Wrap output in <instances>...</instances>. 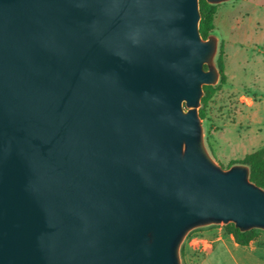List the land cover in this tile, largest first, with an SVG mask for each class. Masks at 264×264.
I'll use <instances>...</instances> for the list:
<instances>
[{
  "label": "water",
  "instance_id": "95a60500",
  "mask_svg": "<svg viewBox=\"0 0 264 264\" xmlns=\"http://www.w3.org/2000/svg\"><path fill=\"white\" fill-rule=\"evenodd\" d=\"M201 18L200 0H0V264H183L195 230L264 231L250 167L205 142L220 41Z\"/></svg>",
  "mask_w": 264,
  "mask_h": 264
},
{
  "label": "rangeland",
  "instance_id": "374dc122",
  "mask_svg": "<svg viewBox=\"0 0 264 264\" xmlns=\"http://www.w3.org/2000/svg\"><path fill=\"white\" fill-rule=\"evenodd\" d=\"M216 6V32L232 47L229 58L225 49L227 82L209 101L203 126L210 153L228 169L229 161L239 162L245 153L264 148V0H232ZM202 229L184 241L183 264L200 261L199 249L191 247V240Z\"/></svg>",
  "mask_w": 264,
  "mask_h": 264
},
{
  "label": "crops",
  "instance_id": "0c3cea01",
  "mask_svg": "<svg viewBox=\"0 0 264 264\" xmlns=\"http://www.w3.org/2000/svg\"><path fill=\"white\" fill-rule=\"evenodd\" d=\"M216 31H218V26L215 23L217 34ZM218 37L220 43L223 40L229 58L232 45L229 41ZM239 46L242 48L243 44ZM220 147L219 145L216 149L218 156L221 152ZM246 155L247 153L244 157ZM220 156L225 158L223 154ZM191 247L198 248L201 254V259L197 264H264V231H261L248 245H239L234 235L230 234L225 227L211 226L193 235Z\"/></svg>",
  "mask_w": 264,
  "mask_h": 264
},
{
  "label": "trees",
  "instance_id": "16d2710c",
  "mask_svg": "<svg viewBox=\"0 0 264 264\" xmlns=\"http://www.w3.org/2000/svg\"><path fill=\"white\" fill-rule=\"evenodd\" d=\"M201 9V22L200 32L204 39H207L209 35L215 33V17L217 14V6L207 3L206 0H200ZM220 53L216 59L218 68L221 73V80L217 86H205V96L202 99V106L200 108V116L202 121L206 119V108L209 101L215 95V93L227 82V74L225 73V44L220 43ZM235 164H244L250 167V179L253 183L264 189V148H261L253 153L246 155L241 161H232L229 167ZM230 234L234 235V238L239 245H248L261 230H251L247 232H241L235 227L234 224L223 226ZM199 230V229H198Z\"/></svg>",
  "mask_w": 264,
  "mask_h": 264
}]
</instances>
